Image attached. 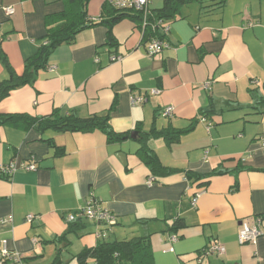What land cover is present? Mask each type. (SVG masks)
Returning <instances> with one entry per match:
<instances>
[{"label": "crops", "instance_id": "obj_1", "mask_svg": "<svg viewBox=\"0 0 264 264\" xmlns=\"http://www.w3.org/2000/svg\"><path fill=\"white\" fill-rule=\"evenodd\" d=\"M106 2L90 0L87 18L111 19ZM217 3L190 2L166 19L169 48L155 56L147 51L151 34L130 20L112 29L113 47L106 26L82 31L54 51L33 85L0 103L3 114L34 118L110 112L112 128L132 134L108 142L99 131L0 127V165H37L0 178V261L4 247L22 257L0 264H81L86 249L138 237H150L153 264H264V235L256 245L238 240L250 218L261 219L264 232V0ZM164 5L151 0L149 9L157 14ZM69 8L67 0H0V53L18 75L45 43L47 18ZM116 55L123 59L112 62ZM8 78L0 61V82ZM134 96L146 101L133 106ZM169 106L174 115L165 117ZM204 113L210 133L200 122ZM190 127L177 143L149 142L178 171L154 177L138 156V133ZM187 172L208 179L189 180ZM91 198L116 216L112 229L87 219L68 223ZM217 244L225 254L205 256Z\"/></svg>", "mask_w": 264, "mask_h": 264}, {"label": "trees", "instance_id": "obj_2", "mask_svg": "<svg viewBox=\"0 0 264 264\" xmlns=\"http://www.w3.org/2000/svg\"><path fill=\"white\" fill-rule=\"evenodd\" d=\"M70 8L63 13L47 18L45 43L39 47L37 54L26 60L24 63V73L18 75L12 68L7 57L0 53V61L6 68L9 78L0 82V103L8 98L10 94L24 86L33 85L36 82L37 74L47 67L49 59L54 51L65 44H73L76 36L85 30L98 26L108 28V45L115 46V39L112 36V29L124 20L136 23L140 28L143 23V14L133 9L118 10L110 6L107 2L103 7V12H111L112 18L109 20H93L87 18V6L90 0H67ZM204 0H165L164 8L157 14L151 12L150 21L154 19L166 20L173 18L179 9L190 2H203ZM228 0H218L217 5L223 6ZM152 33L149 29L145 35ZM204 113V119H207ZM0 127L27 128L34 127L45 132L52 130L59 133H93L101 132L108 142H120L131 137V133H118L110 123V112L105 115H91L82 118L74 113L61 116L58 111L44 118H34L25 114H3L0 112ZM192 127L184 130L168 128L162 131L152 129L148 133H138L136 139L140 143L138 151L139 158L149 167L154 177H167L178 173L177 170L165 167L158 159L156 153L149 147V142L153 139H163L168 144L177 143L180 139L192 131ZM51 142V141H49ZM59 153V151H58ZM189 180L196 182L202 179L207 180V175H197L187 172ZM206 184V183H204ZM180 221H176L172 228H179ZM72 226L71 228H73ZM78 259L81 264H153V251L150 237H138L127 241L102 242L97 247L84 250Z\"/></svg>", "mask_w": 264, "mask_h": 264}, {"label": "built area", "instance_id": "obj_3", "mask_svg": "<svg viewBox=\"0 0 264 264\" xmlns=\"http://www.w3.org/2000/svg\"><path fill=\"white\" fill-rule=\"evenodd\" d=\"M151 0H107V3L115 9L118 10H129L133 9L143 14V23L141 30L143 34L147 29L153 34L149 40L147 51L150 56H155L161 54L165 49L169 48V43L165 39L166 35L170 32V27L166 25L165 20L154 19L150 21L149 17L151 12L149 9V4ZM8 16L13 15L15 10L12 7L5 9ZM161 32V35L159 34ZM123 59L122 55H116L112 57V62H119ZM152 94H159V91H152ZM146 101L145 97L134 96L131 98V104L133 106H138L143 104ZM175 109L172 106L167 107L163 115L165 117H172L174 115ZM200 122L206 124V129L210 133L213 128L211 122L208 119L202 118ZM264 151V142L262 144ZM209 151L205 152L204 160L207 161ZM36 171L37 165L34 162L23 163V162H14L9 165H0V178L10 179L18 171ZM200 194H197L193 201V207H196L198 197ZM35 217L29 215L27 221L31 223ZM82 219H87L95 222L96 224L105 226L108 230L112 229L116 225V216L110 212L109 209L103 207L100 203L96 202L94 198H91L87 204L79 209L76 213L70 214L67 216L68 223H76ZM262 221L257 218H250L241 222L240 231L238 234V240L241 245L246 243L257 244L260 237L264 235L263 230L261 229ZM101 239L107 238V233H102L99 235ZM172 242L176 241L175 237H172ZM226 250L221 245H214L210 249L205 251V256L212 254L223 255ZM21 255L19 253H11L6 247L1 250V261H21Z\"/></svg>", "mask_w": 264, "mask_h": 264}]
</instances>
